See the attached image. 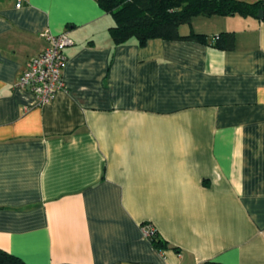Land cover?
Here are the masks:
<instances>
[{"label": "crops", "instance_id": "1", "mask_svg": "<svg viewBox=\"0 0 264 264\" xmlns=\"http://www.w3.org/2000/svg\"><path fill=\"white\" fill-rule=\"evenodd\" d=\"M114 24L96 0H0V249L27 264H264L263 19L180 28L234 33L229 50L118 45ZM47 32L75 44L41 106L16 84Z\"/></svg>", "mask_w": 264, "mask_h": 264}, {"label": "trees", "instance_id": "2", "mask_svg": "<svg viewBox=\"0 0 264 264\" xmlns=\"http://www.w3.org/2000/svg\"><path fill=\"white\" fill-rule=\"evenodd\" d=\"M103 10L112 16L114 26L110 28L116 44L121 45L136 39L140 45L149 40L196 41L221 49H233L234 33H221L209 37L192 31L181 35L180 27L191 25L198 16H234L257 17L264 11V3H246L238 0H96ZM264 21V18H263ZM156 245H162L158 232L151 239ZM0 264H27L20 258L0 249Z\"/></svg>", "mask_w": 264, "mask_h": 264}, {"label": "built area", "instance_id": "3", "mask_svg": "<svg viewBox=\"0 0 264 264\" xmlns=\"http://www.w3.org/2000/svg\"><path fill=\"white\" fill-rule=\"evenodd\" d=\"M44 38L49 47L30 60L27 70L16 84L17 88L32 93L41 106L50 104L55 95L65 89L63 75L68 64L65 51L75 44L67 33L54 35L47 32ZM143 233L147 239H152L156 229L152 225H146Z\"/></svg>", "mask_w": 264, "mask_h": 264}, {"label": "water", "instance_id": "4", "mask_svg": "<svg viewBox=\"0 0 264 264\" xmlns=\"http://www.w3.org/2000/svg\"><path fill=\"white\" fill-rule=\"evenodd\" d=\"M257 17L262 20L264 18V11H260Z\"/></svg>", "mask_w": 264, "mask_h": 264}, {"label": "rangeland", "instance_id": "5", "mask_svg": "<svg viewBox=\"0 0 264 264\" xmlns=\"http://www.w3.org/2000/svg\"><path fill=\"white\" fill-rule=\"evenodd\" d=\"M185 25H187V24H184V25H182L181 27H183V26H185ZM189 26H191V25H189ZM181 27H180V28H181Z\"/></svg>", "mask_w": 264, "mask_h": 264}]
</instances>
